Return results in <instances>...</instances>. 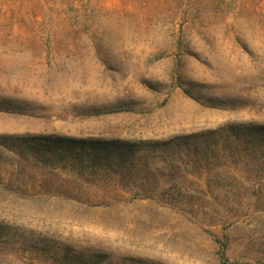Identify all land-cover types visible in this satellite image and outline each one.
<instances>
[{
    "label": "rangeland",
    "instance_id": "1",
    "mask_svg": "<svg viewBox=\"0 0 264 264\" xmlns=\"http://www.w3.org/2000/svg\"><path fill=\"white\" fill-rule=\"evenodd\" d=\"M228 124H264V0H0V135L151 143ZM183 151L145 147V181L106 187L1 151L0 264L65 247L221 264L218 240L229 262L264 264V158Z\"/></svg>",
    "mask_w": 264,
    "mask_h": 264
},
{
    "label": "trees",
    "instance_id": "2",
    "mask_svg": "<svg viewBox=\"0 0 264 264\" xmlns=\"http://www.w3.org/2000/svg\"><path fill=\"white\" fill-rule=\"evenodd\" d=\"M90 110V114H101L111 109L104 106ZM208 133L209 136L193 133L151 143L59 134L0 135V153H10L19 168L45 171L55 177L65 175L103 187L125 181L144 182L151 166L140 150L148 146L171 154L184 155L185 150L194 162L199 158L214 159L223 153L231 157L264 158V124H228ZM218 242L221 264H236L228 261L225 245ZM50 258L54 264H112L104 254L87 255L67 247L52 252Z\"/></svg>",
    "mask_w": 264,
    "mask_h": 264
}]
</instances>
